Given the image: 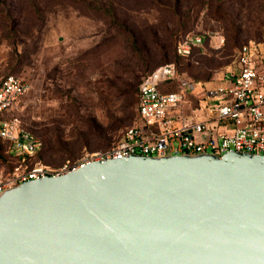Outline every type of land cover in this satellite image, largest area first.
Masks as SVG:
<instances>
[{"label": "rangeland", "instance_id": "obj_1", "mask_svg": "<svg viewBox=\"0 0 264 264\" xmlns=\"http://www.w3.org/2000/svg\"><path fill=\"white\" fill-rule=\"evenodd\" d=\"M187 33L203 43L176 58ZM249 41L264 44V0H0V81L30 82L13 115L42 143L29 163L52 169L103 152L137 122L129 102L148 72L175 62L216 84Z\"/></svg>", "mask_w": 264, "mask_h": 264}, {"label": "water", "instance_id": "obj_2", "mask_svg": "<svg viewBox=\"0 0 264 264\" xmlns=\"http://www.w3.org/2000/svg\"><path fill=\"white\" fill-rule=\"evenodd\" d=\"M0 264H264V155L92 161L0 195Z\"/></svg>", "mask_w": 264, "mask_h": 264}, {"label": "built area", "instance_id": "obj_3", "mask_svg": "<svg viewBox=\"0 0 264 264\" xmlns=\"http://www.w3.org/2000/svg\"><path fill=\"white\" fill-rule=\"evenodd\" d=\"M214 38L223 42L219 36ZM202 43L203 36L187 33L176 45V55L188 58ZM30 88V82L15 76L0 82V143L13 156L31 158L42 148L41 141L13 115ZM135 110L137 122L116 143L83 156L73 166L52 169L33 163L29 169L18 165L11 171L0 170V195L24 182L63 175L92 161L131 155H264V44L241 45L216 84L194 81L174 63L158 66L142 77Z\"/></svg>", "mask_w": 264, "mask_h": 264}, {"label": "trees", "instance_id": "obj_4", "mask_svg": "<svg viewBox=\"0 0 264 264\" xmlns=\"http://www.w3.org/2000/svg\"><path fill=\"white\" fill-rule=\"evenodd\" d=\"M186 34H184V35H182L180 38H178L177 40H175V43H174V48H173V51H174V55L176 56V58H179V59H188V58H180V57H178L177 55H176V45L178 44V42H179V40L183 37V36H185ZM257 43H259V42H257ZM240 48V47H239ZM238 48V49H239ZM194 49H199V48H194ZM193 49V50H194ZM192 50V51H193ZM238 51V50H237ZM191 54H192V52H191ZM174 64H175V62H173ZM176 65V64H175ZM177 66V65H176ZM149 73V72H148ZM146 75V74H145ZM144 75V76H145ZM8 76H13V75H8ZM5 77H7V76H5ZM4 77V78H5ZM3 78V79H4ZM2 79V80H3ZM142 79V78H141ZM141 79L139 80V82H138V84H137V86H136V88H135V100L133 99V101L131 100L130 102H129V106L132 108V106H133V104H135V106H136V95H137V90H138V85H139V83H140V81H141ZM1 82V81H0ZM111 147V146H110ZM109 147V148H110ZM109 148H107V149H109ZM106 149V150H107ZM40 152V151H39ZM38 152V153H39ZM37 153V154H38ZM36 154V155H37ZM35 155V156H36ZM35 156H33V157H31V158H27V157H22V156H13L12 154H10L9 152H8V150H7V147L5 146V144H1L0 143V162L2 163V164H4L6 167H7V169L9 170V171H11L14 167H16V166H18V165H21L22 167H24V169H29L31 166H32V164H30L29 163V161L31 160V159H33V158H35ZM9 159H13L14 160V164L12 165V164H10L9 162Z\"/></svg>", "mask_w": 264, "mask_h": 264}]
</instances>
